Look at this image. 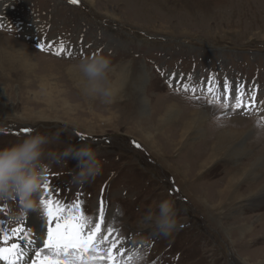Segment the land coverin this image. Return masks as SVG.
Listing matches in <instances>:
<instances>
[{"label":"rangeland","instance_id":"rangeland-1","mask_svg":"<svg viewBox=\"0 0 264 264\" xmlns=\"http://www.w3.org/2000/svg\"><path fill=\"white\" fill-rule=\"evenodd\" d=\"M0 8L2 26L10 30L0 31V148L24 138L6 136L4 130L50 134L65 126L63 143L56 147L91 145L98 153L99 174L78 185L68 175L77 168L76 160L54 165L57 178L49 192L64 183L69 206L82 202L78 211L93 221L103 195L106 225L145 256L141 264H264V0H79L76 5L70 0H2ZM39 16L63 34L44 54L40 37L38 42L31 37L40 30ZM51 34L57 36L55 27ZM61 44L62 56L47 55ZM13 50L29 62L19 64ZM97 54L116 66L113 80L121 72L124 76L112 105L85 98L78 77L67 70ZM210 78L221 90L227 80L232 95L239 90L245 103H251L255 90V107L245 112L225 110L222 102L209 104ZM183 84L195 86L200 99L174 90ZM167 95L181 102L178 113L154 126L159 113L166 115L162 101ZM193 109L205 118L194 121ZM237 119L245 126L234 123ZM185 120L194 126L181 141L179 125ZM143 127L151 128L154 141ZM251 129L255 132L248 135ZM162 134L169 136L171 151ZM228 180L233 191L213 201ZM164 200L173 202L178 222L168 236L139 224L147 209ZM0 208V215L12 210L7 204ZM9 219L0 224L6 227Z\"/></svg>","mask_w":264,"mask_h":264},{"label":"clouds","instance_id":"clouds-1","mask_svg":"<svg viewBox=\"0 0 264 264\" xmlns=\"http://www.w3.org/2000/svg\"><path fill=\"white\" fill-rule=\"evenodd\" d=\"M67 70L78 77L77 83L85 98L98 99L103 105L116 103L123 88V73L117 80L111 78L116 74V66L110 57L97 54L82 58ZM67 130L65 126L50 134L37 132L0 148V205L11 206V219L23 220L30 211L43 209L41 196L52 166L76 160L71 182L78 185L88 183L101 171L98 153L91 145L56 147L63 143L61 135ZM177 223L174 204L169 200L147 209L139 221L141 227L164 236L170 235Z\"/></svg>","mask_w":264,"mask_h":264},{"label":"snow or ice","instance_id":"snow-or-ice-1","mask_svg":"<svg viewBox=\"0 0 264 264\" xmlns=\"http://www.w3.org/2000/svg\"><path fill=\"white\" fill-rule=\"evenodd\" d=\"M76 5L79 0H70ZM44 51V46H41ZM63 44L55 52L57 57L65 53ZM71 56V53H68ZM178 94L181 92H191L193 99H200L196 95L197 88L188 84L174 89ZM201 91H205L201 86ZM205 94L209 97L208 103H221L225 110L231 108L232 111L243 109L245 112L255 107V90L252 92L251 103H245L243 93L237 90L235 96L232 95V87L227 80L221 85L214 78L207 81ZM234 99L235 103L229 101ZM30 128H24L25 135L30 134ZM84 139V137H81ZM137 148L140 145H136ZM45 193L49 192V183L45 185ZM44 214L47 217V236L42 247H37L30 264H141L145 256L136 248L127 247L128 238H122L119 230L106 225L105 200L101 195L99 201V214L95 221L87 217L84 212L78 211L82 207V202L74 205H62L59 201L53 200L51 196L42 199ZM24 227L12 230V236L7 233L0 236V261L5 264H19L25 259V253L20 243L9 244L12 237L18 241L23 238ZM33 239H28L27 244L33 245Z\"/></svg>","mask_w":264,"mask_h":264},{"label":"bare ground","instance_id":"bare-ground-1","mask_svg":"<svg viewBox=\"0 0 264 264\" xmlns=\"http://www.w3.org/2000/svg\"><path fill=\"white\" fill-rule=\"evenodd\" d=\"M1 9V8H0ZM134 37V36H133ZM118 42V41H117ZM186 48H188L187 46H186ZM15 50H20L19 48H16ZM15 50H13L14 52H16V53H14V54H16V56L13 54V56H14V58L15 59H17L19 62V64H20V62L22 63L21 65H25V63L26 62H29L28 60H24L23 61V59H22V56L20 57V54H18V51H15ZM20 51H22V50H20ZM5 58H7V57H5ZM5 61H7L9 64H11V65H15V64H17V63H15L13 60H10V61H8V60H5ZM4 63H6V62H4ZM121 72V71H120ZM122 73V72H121ZM72 76V75H71ZM144 78H145V76H144ZM123 79H124V76H123ZM173 85V84H172ZM144 102H145V100H144ZM131 103V102H130ZM129 103V104H130ZM162 103H164L165 104V108H166V110H165V113H166V115H164L162 112L161 113H159L158 114V118H157V120H156V122L154 123V126H156V124L157 123H159V122H166L167 120H168V118H169V116H167V114H171V113H173V114H176V113H178V107H180V105H181V102L178 100V99H176V98H174V97H172V96H170V95H167L166 97H165V99H164V101H162ZM194 111H195V113H194V121H202L204 118H205V116H206V114H204L202 111H200V110H197V109H193ZM182 119H180L179 121H178V123H181L182 121H181ZM174 123H176V122H174ZM234 123H236L237 125H239V126H245V124H246V122L244 121V120H242V119H237L236 120V122H234ZM204 124L205 123H203V126H204ZM194 125H192V124H190L189 122H187L186 120L181 124V125H179V127L181 128V133L182 134H180L181 136V141L183 140V135H184V132L187 134V132L189 131V129L190 128H192ZM199 127H202V125H200ZM145 130H148V133H147V135H146V137L148 138V140H151V139H153V141H154V137H152V135H151V133H150V131H152L151 130V128H146V127H143ZM241 128H238L237 130H240ZM259 129V128H258ZM261 130V129H260ZM225 132H230V131H225ZM252 132H255V130L254 129H251V130H249L247 133H248V135H250ZM237 134H239L238 132H236ZM241 134H242V132H241ZM219 138V136L217 137V139ZM162 139L164 140V141H167V143H169V144H167L166 146L169 148V149H167V151H171V148H172V146H173V144H172V142L170 141V138H169V136H165V135H163L162 134ZM220 139V138H219ZM147 140V139H146ZM178 141V140H177ZM229 141V140H228ZM215 142H217V141H215ZM228 143V142H227ZM179 144V143H178ZM229 144V143H228ZM181 145V144H180ZM222 145V144H221ZM220 146V145H219ZM196 147V146H195ZM191 148V147H190ZM218 148V147H217ZM224 148V147H223ZM219 149V148H218ZM228 149V148H227ZM192 150V149H191ZM214 150V149H213ZM221 150V149H220ZM241 150L242 151H246L245 149H244V147H241ZM153 151V150H152ZM155 151H158V152H160L159 150H155ZM191 152V151H190ZM206 152V151H205ZM204 152V154H206ZM236 152V151H235ZM198 153V152H197ZM220 153V152H219ZM227 153H228V151H227ZM230 153V152H229ZM228 153V154H229ZM160 154V153H159ZM213 154V153H212ZM217 154H218V152H217ZM222 154V153H221ZM226 154V153H225ZM191 155V154H190ZM201 155V154H200ZM203 155V154H202ZM202 155L200 156L201 158H202ZM219 155V154H218ZM195 156H196V154H195ZM199 156V155H198ZM187 157H189V156H187ZM186 157V158H187ZM165 158V157H164ZM180 158H182V157H180ZM198 158V157H197ZM207 158V157H206ZM184 159V158H183ZM200 159V158H199ZM217 159V158H216ZM188 162L190 161V160H187ZM211 162V161H210ZM258 162H260V159H258ZM196 164V163H195ZM193 165V164H192ZM242 166V165H241ZM169 168V167H168ZM183 168V167H182ZM192 168V167H191ZM206 168V167H205ZM195 169V168H194ZM188 170V169H187ZM200 170V169H199ZM203 170V169H202ZM178 173V172H177ZM180 173V172H179ZM185 173V172H184ZM200 173V172H199ZM198 172H197V174H199ZM182 174V173H181ZM193 175V174H192ZM235 175V174H234ZM181 176V175H180ZM183 176V175H182ZM193 177V176H192ZM237 177V176H236ZM233 178V177H232ZM190 179H191V177H190ZM230 179V178H229ZM196 182H197V180H196ZM229 182V183H228ZM228 184L227 185H225V187L223 188V190L222 191H216L213 195H212V199H213V201L215 200V198L217 199L218 198V196H219V198H221V197H223L224 196V194L225 193H229L228 191H230V190H232L233 191V188H234V185H232V183H233V181H231V180H228ZM197 184V183H196ZM199 184V183H198ZM201 184H203V183H201ZM191 185V184H190ZM194 185V184H193ZM203 186H204V184H203ZM229 186V187H228ZM221 187V186H220ZM252 187V186H251ZM222 188V187H221ZM243 189V188H242ZM240 190V191H242L243 192V190ZM220 190V189H219ZM244 190H246V189H244ZM256 191V190H255ZM254 191V192H255ZM257 192V191H256ZM260 192V191H259ZM231 193H233V192H231ZM230 193V195H232ZM253 193V192H252ZM245 194V192L243 193V196H245L244 195ZM257 194V193H256ZM260 194V193H259ZM258 194V195H259ZM229 195V194H228ZM247 195V194H246ZM238 197V196H237ZM239 198V197H238ZM237 198V199H238ZM204 199V198H203ZM248 199V198H247ZM197 201H200L199 202V204H205V200H202V199H200V200H198V199H196ZM242 200V199H241ZM241 200H240V202H241ZM244 200V199H243ZM232 201V200H231ZM218 205L220 206L221 204H222V200L221 199H219L218 201ZM229 205V204H228ZM214 206V205H213ZM242 219V218H241ZM240 222H243V223H240ZM238 223H240V224H242L241 226L242 227H245L247 224H246V222H244V220H241V221H238ZM262 228V227H261ZM247 229H249V225H247ZM224 231V230H223ZM134 233V232H133ZM230 244H234V242L232 241V239H231V243Z\"/></svg>","mask_w":264,"mask_h":264}]
</instances>
